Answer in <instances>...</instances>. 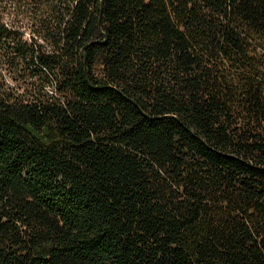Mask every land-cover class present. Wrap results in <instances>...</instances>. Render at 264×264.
Masks as SVG:
<instances>
[{
    "label": "trees",
    "instance_id": "obj_1",
    "mask_svg": "<svg viewBox=\"0 0 264 264\" xmlns=\"http://www.w3.org/2000/svg\"><path fill=\"white\" fill-rule=\"evenodd\" d=\"M0 264H264V0H0Z\"/></svg>",
    "mask_w": 264,
    "mask_h": 264
}]
</instances>
